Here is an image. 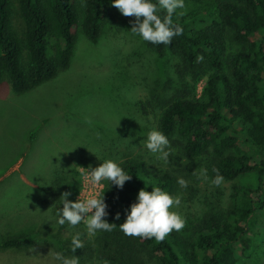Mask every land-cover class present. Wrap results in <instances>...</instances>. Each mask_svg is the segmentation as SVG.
Wrapping results in <instances>:
<instances>
[{
    "label": "trees",
    "instance_id": "1",
    "mask_svg": "<svg viewBox=\"0 0 264 264\" xmlns=\"http://www.w3.org/2000/svg\"><path fill=\"white\" fill-rule=\"evenodd\" d=\"M185 3L184 15L173 16L183 35L170 45L142 40L151 55L152 68L142 69L146 79L130 87L114 69L107 75L121 79L128 91L144 93L131 97L130 104L138 115L152 114V129L169 138L173 151L167 164L141 149L119 153L117 162L132 179L122 190L103 181L99 192L108 205L105 219L117 226L112 232L86 236L72 227L62 237L67 224H57L61 250L56 252L74 255L79 264H264V0ZM111 20L131 31L135 18L121 15L112 0H0V85L6 82L15 94H23L52 81L69 68L78 36L97 44ZM197 55L202 62H196ZM200 168L208 169L205 182L212 187L213 168L231 183L224 209L226 194L213 191L217 205L182 214L184 229L163 241L119 230L139 190L153 185L172 195L193 194L192 183L202 180L197 178ZM249 174L258 175L257 187L233 183ZM73 175L62 168L39 199L54 215L63 207L62 195L70 192V201L74 195ZM179 178L188 181L187 188L178 185ZM34 232L1 241L0 251L40 245ZM77 235L83 247L73 253Z\"/></svg>",
    "mask_w": 264,
    "mask_h": 264
},
{
    "label": "rangeland",
    "instance_id": "2",
    "mask_svg": "<svg viewBox=\"0 0 264 264\" xmlns=\"http://www.w3.org/2000/svg\"><path fill=\"white\" fill-rule=\"evenodd\" d=\"M150 57L139 36L111 20L103 25L97 44L78 36L69 68L52 81L23 94H15L6 82L0 85V242L31 231L41 241L27 249L0 251V264H58L52 259L60 249L57 239L69 236L72 227L67 224L60 236L54 210L39 199L62 168L73 170L71 180L77 188L71 201L76 202L93 194L81 167L94 169L104 160L118 161L127 147L153 155L141 142L152 130L154 117L138 115L129 101L144 93L121 85V79L130 87L146 79L142 69L152 68ZM113 69L120 81L107 77ZM233 183L255 188L258 175H244ZM230 185L192 183L195 191H182L176 211L190 214L217 205L213 191L226 194L220 206L224 209ZM75 227L83 230L76 233L90 236L84 223Z\"/></svg>",
    "mask_w": 264,
    "mask_h": 264
},
{
    "label": "clouds",
    "instance_id": "3",
    "mask_svg": "<svg viewBox=\"0 0 264 264\" xmlns=\"http://www.w3.org/2000/svg\"><path fill=\"white\" fill-rule=\"evenodd\" d=\"M112 7L125 17H134L131 32L139 36L143 41L154 45H170L174 37L183 35L184 29L179 23L173 22V16H183L186 9L185 0H112ZM179 10V11H178ZM166 14L161 17L159 14ZM142 18V19H141ZM204 57L197 55L196 62H202ZM147 151L157 159L169 162L172 148L169 138L161 131L152 129L147 133L146 140L141 142ZM82 175L93 194L86 200L72 202L69 200L70 192L62 195V209H57V223L61 226L68 224L75 227L84 223L87 234L95 236L99 232H112L117 226L105 219L108 213V205L104 195L95 192L102 187L103 181H109L110 185L122 190L125 182L130 181L129 175L120 163L115 160H104L100 166L92 169L82 168ZM215 173L210 182L215 187H220L225 182L224 176L219 169L213 168ZM193 174H196L195 172ZM198 179L209 181L208 169L200 168ZM181 188L188 187V181L184 178L177 180ZM148 186L152 187L148 191ZM139 190L135 202L125 211V222L119 226V230L129 237H140L142 239H155L163 241L173 231L179 232L186 226V219L176 211L182 204L180 195H172L170 192L158 186L148 185ZM119 219V214L116 215ZM73 253L83 247L79 235L72 238ZM52 259L58 264H79V258L67 257L63 253L52 254ZM110 264V261H104Z\"/></svg>",
    "mask_w": 264,
    "mask_h": 264
},
{
    "label": "built area",
    "instance_id": "4",
    "mask_svg": "<svg viewBox=\"0 0 264 264\" xmlns=\"http://www.w3.org/2000/svg\"><path fill=\"white\" fill-rule=\"evenodd\" d=\"M99 192H100V191H99ZM99 192H98V193H99Z\"/></svg>",
    "mask_w": 264,
    "mask_h": 264
}]
</instances>
